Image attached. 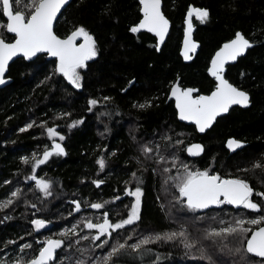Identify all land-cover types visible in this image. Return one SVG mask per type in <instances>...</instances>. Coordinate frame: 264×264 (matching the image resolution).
<instances>
[{
    "label": "trees",
    "instance_id": "1",
    "mask_svg": "<svg viewBox=\"0 0 264 264\" xmlns=\"http://www.w3.org/2000/svg\"><path fill=\"white\" fill-rule=\"evenodd\" d=\"M161 3L170 27L156 50L153 36L130 31L139 19L137 0H70L55 20L53 32L64 37L83 27L94 38L97 50L95 57L77 69L81 77L78 89L44 55L30 61L17 58L8 65L10 82L0 87V201L12 199L13 203L0 208V264H13L11 255L29 259L48 237L63 241L56 259L48 264H103V257L121 243L126 247L108 264H264V258L244 250L249 230L264 221L245 224L248 231L238 232L235 238L209 236L214 218L220 215L196 216L177 205V188L183 179L180 171L185 165L193 172L208 170L244 179L257 193H264V0ZM189 4L207 9L209 16L205 22L195 23L193 39L199 48L184 63L179 43ZM4 24L0 12V36L9 41L12 36L5 32ZM237 30L254 44L226 66L224 77L248 92L250 104L230 109L198 135L192 126L176 120L172 101L166 100L167 91L178 77L180 86L208 92L213 86L205 73L209 57ZM89 100L97 104L89 105ZM146 102L150 106H134ZM77 120L82 123L69 128ZM29 124L33 127L20 131ZM48 127L64 137L57 139L65 154H53L33 174V154L40 158L49 146ZM228 135L243 138L246 146L227 154L222 140ZM191 141L204 145L196 158H187L183 151ZM145 148L151 152L146 153ZM99 158L105 162L103 169L97 163ZM257 164L260 166L255 167ZM33 175L50 182V196L37 188L30 179ZM93 181L103 183L97 187ZM125 186L142 190L139 220L93 241V230L84 224L97 221L99 214L90 205L107 206L111 190ZM17 190L19 195L12 197ZM250 198L260 205L259 210L221 216L250 220L264 216V197L253 194ZM73 201L80 203L79 211ZM125 210L120 207V215ZM32 218L45 220L46 226L32 230ZM181 231L184 237L161 239L139 250L129 247L145 237ZM32 232L31 240L28 235ZM21 235L31 245L23 253L15 241ZM185 243L193 246L186 248Z\"/></svg>",
    "mask_w": 264,
    "mask_h": 264
},
{
    "label": "snow or ice",
    "instance_id": "2",
    "mask_svg": "<svg viewBox=\"0 0 264 264\" xmlns=\"http://www.w3.org/2000/svg\"><path fill=\"white\" fill-rule=\"evenodd\" d=\"M68 3V0H0V12L3 16L7 17V24L4 26L8 33H12L15 36L14 42L7 43L5 39L0 36V84L5 83L4 74L8 67L9 61L18 53H23L25 58H29L35 55L37 52L47 51L50 55L59 58V64L57 65V71L63 73L68 81L75 87H81V77L77 71L78 68L85 66V61L92 59L97 55L96 42L94 38L83 28L79 27L73 31L66 39H61L56 36L52 30L53 20L56 18L57 13L61 11V8ZM143 5L141 11L143 12V19L138 25L130 28V31L136 33L141 29H147L149 32H155V34L163 41L164 34L167 31L168 21L164 18L160 11L161 0H140ZM23 5V7H21ZM30 9V11H28ZM188 19L186 23L188 27L185 32V50L184 58L191 59L189 52H194L197 48V44L191 41L192 23L191 18L195 15L196 19L200 22H205L209 16L207 9L189 7ZM78 36L84 38V43L77 45L74 43ZM252 47L250 41L241 33L236 32L235 37L229 42L225 43L221 49L215 54L212 59L209 72L216 78L218 84L216 90L212 92L210 96H197L193 97L192 93L197 91L195 89H180L178 83L172 86V96L176 98V107L179 110V117L182 120H192L196 123L200 132H204L206 128L210 127L215 118L221 113L227 112L229 107L233 104H239L247 106L250 102L248 93L238 89L224 79L223 71L226 61H235L239 56L243 55L247 49ZM105 99H108L107 97ZM89 105H96V100H89ZM139 108H145L150 106V102L145 104L134 105ZM68 115V114H65ZM82 123V121H73L69 125V128L75 127ZM33 127L32 124L27 125L20 131H26L28 128ZM49 138L59 136L60 140L64 137L52 127L47 128ZM243 142L235 139L228 141V147L230 149H237L242 146ZM191 155H199L203 151L201 145H191L188 149ZM146 153L151 152L150 148H145ZM53 154L64 155V148L59 143H53L51 150L47 148L43 152V158H36V154H33V171L36 167L44 164L50 156ZM164 158L161 157V160ZM24 163H29L28 157L22 158ZM101 169L105 167L103 159L97 161ZM260 165H255L259 167ZM187 170V166H184ZM164 171H168L165 169ZM135 177V173H133ZM35 180L37 188L42 191L45 196H50V182L44 178H39L35 175L30 177ZM171 179V178H169ZM99 187L102 181H93ZM179 193L181 197H185L187 200V207L190 210L205 209L212 204L228 203L232 205H242L246 209L257 211L260 205L253 202L250 197L253 195V189L249 184L242 179H221L217 175H210L208 170L204 171H187L186 176L182 179L179 185ZM130 196L135 197V202L132 203L128 216L126 219L121 220L118 223H111L108 218V214H104L103 223H92L87 221L84 226L88 229H99L100 234L107 233L109 229L117 230L123 228L125 225H130L134 221L140 218V203L142 190L140 187H136L135 191L127 193ZM19 190L11 193L12 197H17ZM261 197H264V193H256ZM220 197H223L221 199ZM119 199V197H117ZM12 199L7 201H0V208H6L12 204ZM75 204V210L79 211L81 205L77 201H73ZM35 207V205H33ZM93 209H101L103 204L92 203L90 205ZM264 221V216L258 219H252L248 221L250 224H259ZM36 230L44 228L46 221L42 219H34L31 222ZM244 220L238 219L235 221L236 227L229 226L220 229L219 231L212 230L209 236H221L231 235L238 232L248 231L243 228ZM75 227V226H74ZM61 235H67V233H61ZM179 235L184 237L185 233L165 234L163 236L157 234L152 237H145L139 242L130 245L133 250H139L143 245L159 241L161 239L172 240ZM88 237H82L87 239ZM93 240L99 239L98 236H93ZM63 244L62 240L48 239L44 246L39 249L37 256L32 258L25 264H48L55 258L56 249L61 248ZM193 245L185 243L186 248H191ZM31 245H23V248H30ZM126 247L121 243L114 246L111 251L103 257V264H108L113 256L120 253L122 249ZM239 251V249H237ZM246 252L254 254L255 256L264 258V227H260L258 230L251 233V237L246 242ZM211 259V257H209ZM16 264H20L17 261ZM78 264H83L82 261Z\"/></svg>",
    "mask_w": 264,
    "mask_h": 264
},
{
    "label": "flooded vegetation",
    "instance_id": "3",
    "mask_svg": "<svg viewBox=\"0 0 264 264\" xmlns=\"http://www.w3.org/2000/svg\"><path fill=\"white\" fill-rule=\"evenodd\" d=\"M138 1V0H137ZM193 6V5H192ZM193 7H198V6H193ZM198 8H200V7H198ZM2 13V12H1ZM5 20V19H4ZM195 23H199L198 21H196V17H195V15H193V17H192V24H193V26H194V29H195ZM4 26H5V24H4ZM4 29H5V27H4ZM194 31V30H193ZM237 31H239V30H237ZM138 32H140V31H138ZM144 32V31H143ZM236 32V31H235ZM234 32V33H235ZM234 33H233V35H234ZM233 35L231 36V37H233ZM12 36V35H11ZM192 37H193V33H192ZM230 37V38H231ZM12 38H13V36H12ZM11 38V39H12ZM229 38V39H230ZM248 39V38H247ZM195 40V39H194ZM228 40V39H227ZM249 40V39H248ZM250 41V40H249ZM154 43H155V40H154ZM250 43L252 44V46H253V42L252 41H250ZM198 48H199V44H198ZM198 48H197V51H198ZM251 48V47H250ZM248 50V49H247ZM246 50V51H247ZM197 51L193 54V56H192V58L194 57V55L197 53ZM246 53V52H245ZM244 53V54H245ZM243 54V55H244ZM242 55V56H243ZM242 56H239L238 58H240V57H242ZM191 58V59H192ZM237 58V59H238ZM236 59V60H237ZM50 60H54V59H50ZM236 60L233 62V63H230V64H226L225 65V70H226V66H228V65H231V64H234L235 62H236ZM54 62H55V67H56V69H57V65L59 64L58 62H56L55 60H54ZM86 62V61H85ZM82 68H79V71L81 70ZM225 70H224V73H225ZM63 74V73H62ZM64 76V75H63ZM208 76V75H207ZM64 78H65V76H64ZM225 78V77H224ZM66 79V78H65ZM226 79V78H225ZM66 80H68V79H66ZM227 80V79H226ZM228 81V80H227ZM179 82V81H178ZM229 82V81H228ZM230 83V82H229ZM232 84V83H231ZM180 85V84H179ZM213 86H214V82H213ZM213 86H212V88H213ZM235 86V85H234ZM236 87V86H235ZM211 88V89H212ZM78 89V88H77ZM211 89L209 90V91H211ZM238 89H240V88H238ZM242 90V89H241ZM208 91V92H209ZM243 91H245V90H243ZM208 92H206V93H202V92H198V90H197V94H199V93H202V94H207ZM246 92V91H245ZM246 93H248V92H246ZM249 95V94H248ZM249 104H250V102H249ZM249 106V105H248ZM247 106V107H248ZM236 107V106H235ZM232 108H234V107H231V108H229V110L227 111V113L230 111V109H232ZM237 108H239V107H237ZM246 108V107H245ZM240 109H242V108H240ZM226 113V114H227ZM226 114H224V115H226ZM224 115H222V116H224ZM222 116H220V117H222ZM220 117H216L215 118V120L217 119V118H220ZM215 120H214V122H215ZM213 122V123H214ZM213 123L211 124V126L213 125ZM187 125V124H186ZM190 126H192V125H190ZM211 126L208 128V129H206L204 132H206L207 130H209L210 128H211ZM193 127V126H192ZM193 129H194V127H193ZM194 131H195V129H194ZM196 132V131H195ZM203 132V133H204ZM202 133V134H203ZM198 134V133H197ZM198 135H201V134H198ZM47 139V141H48V147H47V149H51V146H52V144L53 143H59V144H61L62 145V147H63V143L61 142V141H59L58 139H55V138H46ZM228 139H235V140H238V141H242L243 142V144H242V146L240 147V148H237V149H235V150H233V151H228V149L226 148V146H225V143H226V141L228 140ZM193 142H198V143H200L201 145H202V148L204 149V145H203V143L202 142H200V141H191V142H189V143H187L186 145H185V147L188 145V144H190V143H193ZM246 144H247V142L243 139V138H241V137H235V136H232V135H228V136H226V137H224L223 138V140H222V146H223V149L227 152V154H232V153H235V152H239L244 146H246ZM185 147L183 148V151H184V154H185V156L187 157V158H196V157H198V156H196V157H188L187 156V154L185 153ZM202 153H203V151H202ZM201 153V154H202ZM200 154V155H201ZM199 155V156H200ZM40 158H43V155H41L40 156ZM37 167H41V165H39V166H37ZM36 167V168H37ZM187 171H192V170H189V169H183V170H181L180 172L183 174V178L186 176V174H187ZM193 172V171H192ZM33 174H34V171H33ZM210 175H217V176H219L215 171H212V172H210L209 173ZM221 179H241V178H235V177H227V176H219ZM244 180V179H243ZM35 181V180H34ZM245 181V180H244ZM247 182V181H246ZM134 189V188H133ZM133 189H130V187H128V186H125V187H123L121 190L120 189H118V190H116V191H112L111 190V192H110V194H109V199H108V203H107V206H103L104 207V209H93V211H95L96 213H98L99 214V218H100V222L102 221L103 222V218H104V214L105 213H107L108 214V218H109V221L111 222V223H118V222H120L121 220H123V219H126L127 218V216H128V209H129V206H130V203H131V198H132V196H130V195H128L127 193L128 192H130V191H132ZM256 193H257V190H255V189H253V194H255L256 195ZM177 196H178V200H179V202L177 203V205L179 206V207H181V209H183V210H185V212H191V213H193V214H195L196 216H208V215H212V216H214V215H220V216H217V218H214L215 219V223H214V225H213V227H214V230H216V231H219L220 229H222V228H225V227H229V226H233V227H236L237 225L235 224V221L236 220H238V219H241V220H244L245 221V223L243 224V226L245 225V224H247L248 223V221H250V219H249V217H242V216H238V217H228V216H221V215H224V214H227V213H231V212H237V213H240V212H243V211H246L247 209L246 208H244L242 205H232V204H228V203H223V204H214L213 206H211V207H208V208H205V209H196V210H190L188 207H187V202H186V198L185 197H181L180 196V193H179V187L177 188ZM117 197H119V199H117ZM221 199H223V197H220ZM251 199V198H250ZM254 202V201H253ZM96 203H98V202H96ZM76 206L74 205V208H75ZM120 207H125L126 208V210H125V213H121V215H120V212H119V208ZM35 218H32V219H30V223H29V225H30V227H31V229L33 230V228H34V225L31 223L32 222V220H34ZM256 228V227H255ZM252 229H254V228H252ZM251 229V230H252ZM251 230H249V232L248 233H250V231ZM111 231H113V230H110V232ZM110 232H109V234L108 235H110ZM247 233V236L249 235ZM31 234V233H30ZM96 235H98V234H100V233H95ZM236 234H238V233H236ZM236 234H231V235H221V236H216V237H220V238H224V237H230V238H235L236 236H234V235H236ZM28 236H30V239L32 240V238H33V232H32V234L31 235H28ZM102 236H104V234L102 235ZM101 236V237H102ZM247 236L244 238V239H246L247 238ZM19 238V239H18ZM47 239H49V237L48 238H46V239H44L41 243H40V245H39V247H38V249H37V251L35 252V254H34V256L32 255L29 259L28 258H26V259H23L22 257H21V260H19V259H14L15 258V255H11V257L13 258V264H16V262L17 261H20V264H25V262H27V261H30L32 258H34L35 256H37V252L39 251V249L41 248V246L43 245V243L47 240ZM60 239V238H59ZM16 242H18V243H20V245H19V250H21V253H23V252H25V250L26 249H22V246L23 245H26L27 244V239H25L24 238V235H21V236H17V239L15 240ZM57 252V251H56ZM56 252H55V258L52 260V261H54L55 259H56ZM28 253V252H27ZM5 254V253H4ZM6 254H7V252H6ZM29 255H30V253H29ZM52 261H50V262H52ZM50 262H48V263H50Z\"/></svg>",
    "mask_w": 264,
    "mask_h": 264
},
{
    "label": "water",
    "instance_id": "4",
    "mask_svg": "<svg viewBox=\"0 0 264 264\" xmlns=\"http://www.w3.org/2000/svg\"><path fill=\"white\" fill-rule=\"evenodd\" d=\"M69 2H70V0H68V3H69ZM137 2H138V5H139V8H138V11H139V19H138L137 22L134 24V26H135V25H138L139 22L143 19V12L141 11L143 5L140 3V0H138ZM68 3H67V4H68ZM67 4H66V5H67ZM66 5H64V6L61 8V10H62ZM190 6H192V5L189 4V5L187 6V8H186V10H185V12H184V15H183V20H182V31H181V38H180V43H179V55H180V57H181L182 62H184V63H187V62H189V61L191 60V59H187V60H186V59L184 58V55H183L184 50H185V32H186V29H187V27H188V24L186 23V21H187V19H188V15H187V14H188L189 7H190ZM161 7H162V3L160 4V11H161V13L163 14ZM192 7H193V6H192ZM194 8H198V7H194ZM60 12H61V11H60ZM60 12L57 13L56 18L53 20V23H52V30H53L54 22H55V20L57 19V17H58V15L60 14ZM2 16H3V14H2ZM163 16H164V18L168 21V27H167V31H166V33L164 34L163 41H160V38L155 34V32H149L147 29H141V30H140V31L147 32L148 34H150L151 36L154 37V40H155V49H156V50H158V49L160 48V46L162 45V43L164 42V40H165V38H166V36H167V33H168V31H169V27H170V22H169V20L165 17L164 14H163ZM3 18L5 19V25H6L7 22H8V21H7V17L3 16ZM191 23H192V18H191ZM193 30H194V26H193V24H192V30H191V41L194 42V43H196V44L198 45V42H197L196 40H194L193 37H192ZM74 31H75V30H74ZM5 32H6L7 34L13 36V38H12L11 40L6 41V42H7V43H12V42H14V39H15L14 34H12V33H8L7 30H6V27H5ZM72 32H73V31L69 32V33L66 34L64 37H60V36L56 35L55 33H54V34H55L56 36H58L59 38H61V39H66V38H67ZM236 32H240V31H236ZM236 32H235V33H236ZM235 33H234L233 37H231L230 39H228V40H226V41L220 43V45H219V46H218V47L212 52L211 56L209 57V60H208V63H207L206 69H205V73L208 75V77H210V78L213 80V82H214V86H213V88H212L211 91H209L207 94H202V93L197 94V91L193 92V93H192V96H193L194 98L197 97V96H200V95H203V96H210V95L212 94V92L216 90V86H217V84H218V81L216 80V78H215L214 76H212V75L210 74V72H209V68L211 67V62H212V59H213V57L215 56V54L221 49V47H222L225 43L229 42L230 40H232V39L235 37ZM84 42H85V41H84V38H83L82 36H78V37L76 38V40L74 41V43H76L77 45L82 44V43H84ZM197 48H198V46H197ZM197 48L195 49L194 52H189V55H190L191 57H192L193 54L197 51ZM37 55H44V58H45L46 60L54 59L56 62L59 63V58H58V57H55V56L50 55L47 51H41V52H37L35 55H33V56L29 57V58H25L24 55H23V53H18L16 56H14V57L9 61L8 65H9L11 62H13L15 59H17V58H23L25 61H30V60L34 59ZM241 56H242V55H241ZM233 62H234V61H226L225 64H224V70H225V65H226V64H230V63H233ZM6 73H7V69H6L5 74H4L5 83L0 84V87H3L4 85H6V84H8V83L10 82V78L6 76ZM223 76H224V71H223ZM65 78H66V77H65ZM66 79H67V78H66ZM224 79H225V78H224ZM178 81H179V78L176 77V78L174 79V81L172 82V84L170 85V87H169V89H168V91H167L166 100H167V101H169V100L172 101V105H173V108H174V110H175V117H176V120H177L178 122H181V123H184V124H187V125H192V126L194 127L196 133H198V134H202L203 132H200V131L198 130L197 125H196V123H195L194 121H192V120H182V119H180V117H179V110H178V108L176 107V98H175L174 96H172V94H171V93H172V86H173L174 84H177V83H178V85H179V82H178ZM232 85H233V84H232ZM233 86H234V85H233ZM179 88H180V89H195V90H197L195 87H191V86H184V87H182V86L179 85ZM240 90H241V89H240ZM242 91H243V90H242ZM244 92H245V91H244ZM248 105H249V104H248ZM248 105H247V106H248ZM235 106H236V107H239V108H245V107H247V106H242V105H239V104H233V105H231L229 108H231V107H235ZM226 113H227V112L221 113V114L218 115L217 117H220V116H222V115H224V114H226ZM213 122H214V121H213ZM208 128H209V127H208ZM208 128H206V129H208ZM206 129H205V130H206ZM229 140H230V139H228V140L226 141L225 146H226V148L228 149V151H233V149H230V148L228 147V141H229ZM196 144L201 145V144L198 143V142H193V143L188 144V145L185 147V153L187 154L188 157H196V156H199V155L202 153V152H200L199 155H191V154L188 152L187 149H188L191 145H196ZM61 146H62V145H61ZM201 146H202V145H201ZM48 150H51V149H48ZM186 202H187V200H186ZM213 205H214V204L209 205V207H211V206H213ZM260 227H264V225H259V226H257L256 228L252 229V230L250 231L249 235L247 236V238L245 239V242H244V250H245V252H246V242H247V239H249V238L251 237V233H252L253 231L258 230ZM49 239L61 240V239H59V238H49ZM47 240H48V239H47ZM47 240H46V241H47ZM46 241H45V242H46ZM45 242L43 243V245H42L41 247L44 246ZM57 250H58V249H56V251H57ZM56 251H55V252H56ZM38 253H39V251L37 252V255H38ZM246 253H247V252H246ZM247 254H249L250 256L256 257V258H262V257L255 256L254 254H251V253H247ZM49 262H50V261H49Z\"/></svg>",
    "mask_w": 264,
    "mask_h": 264
},
{
    "label": "rangeland",
    "instance_id": "5",
    "mask_svg": "<svg viewBox=\"0 0 264 264\" xmlns=\"http://www.w3.org/2000/svg\"><path fill=\"white\" fill-rule=\"evenodd\" d=\"M196 21H198V22H200L198 19H196ZM46 134L48 135V133H47V129H46ZM49 137V136H48ZM52 138H55V139H57L58 137H52ZM100 159V158H99ZM34 163V162H33ZM134 188V187H133ZM133 188H131L130 187V189H133ZM135 189L136 188H134L132 191H135ZM135 202V197L134 196H132V198H131V203H130V206H129V209H130V207H131V205H132V203H134ZM92 209V208H91ZM129 209H128V212H129ZM92 222V221H91ZM92 223H97V224H101V223H103L102 221L100 222V218H98V220L97 221H93ZM33 230H36L35 228H33ZM93 230V232L91 233V239H92V237L93 236H98L99 237V239L101 238V234H98V235H96L95 233H100V231H99V229H92ZM110 230H112V229H109L108 230V232L107 233H104V236H108V234H109V232H110ZM93 240V239H92ZM97 240V239H96ZM96 240H93V241H96Z\"/></svg>",
    "mask_w": 264,
    "mask_h": 264
}]
</instances>
